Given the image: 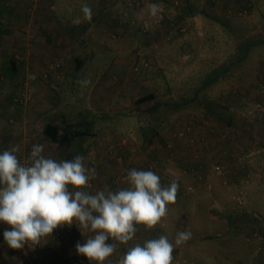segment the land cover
I'll return each mask as SVG.
<instances>
[{"label": "rangeland", "instance_id": "374dc122", "mask_svg": "<svg viewBox=\"0 0 264 264\" xmlns=\"http://www.w3.org/2000/svg\"><path fill=\"white\" fill-rule=\"evenodd\" d=\"M173 1L169 4L164 0H114V10H119L120 17L123 14L125 21L122 24L130 25L129 31L123 30L121 37L116 39L110 36L93 39L97 44L93 45L95 49L92 60L80 65H67L65 59H57L50 60L38 69H27L23 65V55H20V59L11 55L14 59L12 64L26 70L25 75L18 78L17 92H30L32 82L35 84L31 88L33 92H39L40 82L43 83L40 90L50 92V99L46 112L40 109L36 111L41 119L46 118V113L49 118L56 115L59 121L68 119L72 122L82 115H87L88 118L95 116L96 136L77 143L72 152L83 155L85 165L95 168L97 173L113 160L119 169L123 168L117 169L114 174L116 182L123 178H115L119 171L127 175V170L132 168L151 170L159 175L160 180L174 166L192 164L207 168L205 173H193L194 178L205 181L210 175L218 176L232 197L233 203L228 205V210L230 214L231 209L236 213L232 216L236 219V224L238 222L235 234L228 242L225 237L218 239L219 248L234 244L236 248H243L238 255L240 258L249 257L251 264H264V125H259L264 117V46L253 49L234 75H225L210 88L197 92L212 70L230 62L242 39L264 36V0H252V10L244 6L236 14L229 8L228 15H231V19L228 18L227 22L228 25L231 24L229 29L233 34H227L222 26L214 25L223 16L221 8L224 4L219 7L218 0L212 4L209 3L210 0H178L177 7ZM187 3L193 13L205 10L209 13L206 12L209 16L206 20L210 26H204V33L195 30L186 33L179 25L175 27V31L174 28L166 29L169 22L173 21L169 18L170 12L178 11L182 14ZM35 4L39 3L34 2V6ZM149 4H158L163 12L152 16ZM144 18L148 23L151 22V26L143 25L146 21ZM140 31L146 36L144 38L142 33L139 34V40L145 43L150 40L148 48L153 51L163 50L165 45H174L178 36L188 34L194 46L191 49L187 47L179 54L182 62H178L180 64L176 66L178 73L185 72V75L183 79L179 77L170 82L165 79L160 89L154 88L155 84L149 82V76L167 77L177 70L172 72L168 68L167 71L163 65L165 60L153 59L156 62L151 63V51L134 47L138 58L142 60L139 67H133V76L145 78L143 87L138 84V89H132V92L119 98L118 102L114 98L111 101L114 107L107 108L105 103L109 100L108 95L94 92L122 91L112 90L110 81L106 80L108 75L105 73L111 67V58L104 55L101 48L126 46L128 40L136 41V34ZM229 35L233 37L230 38ZM84 40L93 42L88 36ZM151 45L158 49H152ZM94 60L96 64L92 63ZM32 76L35 78L32 79ZM85 80L89 83L82 85L81 82ZM116 82V85H121L117 79ZM131 82L135 85L137 79ZM11 89L12 86L4 92H12ZM150 94L156 96L155 101L139 106L136 104L138 99ZM115 95L118 97V94ZM186 100L190 101L188 108L176 109L166 105ZM152 102H158L160 106L154 109ZM110 114L113 115L109 119L104 118ZM230 119L234 121L229 123ZM47 149L60 158L55 145L48 143ZM124 178L126 180V176ZM212 179L209 177L207 180L210 182ZM93 182L94 180L90 181ZM238 207L240 210L236 211ZM63 227L66 230L73 229V225ZM50 236L61 241L71 238V235L58 237L55 231ZM4 246L0 247V264H22ZM229 260V264H249L247 261L243 263L236 256ZM226 262L228 264L227 259Z\"/></svg>", "mask_w": 264, "mask_h": 264}, {"label": "crops", "instance_id": "0c3cea01", "mask_svg": "<svg viewBox=\"0 0 264 264\" xmlns=\"http://www.w3.org/2000/svg\"><path fill=\"white\" fill-rule=\"evenodd\" d=\"M113 1L42 0L34 6L32 0H0V152L15 146L19 148L18 158L26 160L30 155L32 145L40 143L45 146L44 155L60 159L55 154L52 155V152L48 151V149L46 150V145L49 141L44 137L43 130L50 119L47 116L48 113H46V118L42 119L36 113L39 109L45 112L49 109L48 99H50V92L40 90L44 86L42 82H40V85L37 84L39 85V92H33L31 89L35 85L33 82L30 85V92H17L18 78L21 75H25L26 70H22L24 68L12 64L14 59L11 55L14 54V57L18 59H20V55H23L21 58H23V65L27 69L30 67L38 69L50 60L57 59H65L67 65H80L92 60L95 49L93 45L97 44L93 39L106 38V36L116 39L121 37L120 34L123 30L129 31L130 29V25L122 24L125 18L123 14L120 17L118 14L119 10L116 8L114 10ZM164 1L170 4L172 0ZM186 1L189 2V0ZM219 1V7L224 4L221 8L223 16L221 20L217 19L218 23L214 25L222 26L223 31L230 34L228 27L231 24L228 25L229 23L227 22L231 16L228 15L230 13L229 8H232L235 14L244 6L252 10V0H221L222 3ZM213 2L215 3L216 0L209 1L211 4ZM83 3H87L92 9L91 20L84 19L81 11V4ZM206 12L205 10V12L197 11L193 13L191 7L189 8V3H187L182 14L178 11L170 12L169 18H172L173 21L169 22L166 29L174 28L175 31V27L179 25L186 33L194 30L198 33H204L206 30H203L204 26H210L206 20L209 19ZM177 15L181 16L178 17ZM145 20L144 22L142 21L143 25L151 26V22L148 23V20ZM214 20L216 21V19ZM141 33L145 38V33L140 31L136 34V41L128 40L127 44L129 46L113 45L111 48H101L104 51V55L111 58V67L105 73L106 76L108 75L106 80L110 81L112 90L122 91L94 92L95 94L104 93L108 95L107 98L109 100L105 103L107 108L114 107L111 102L114 101V98L118 102L119 98L132 92V89H138V84L143 87L145 78L140 75L139 77L133 76L135 66L142 60L135 53V48H144L146 52L151 51L149 56L151 63L156 62L153 59L165 60L166 62L163 65L167 71L169 68V70L171 69L174 72V70H177L176 66L182 62L179 54L187 47L191 49L194 46L187 34L186 36H178L174 45H165L163 50L161 49L162 51H153L148 48L150 40H147L146 43L139 40ZM126 35L129 34L126 33ZM87 36L93 42H86L84 39ZM229 36H231L230 38L233 37L232 35ZM125 38L128 39L126 36ZM151 48L158 49L157 46L152 45ZM92 63L96 64L95 60ZM160 63L162 64V61ZM184 69L188 71L186 68ZM178 72L179 70L162 78L149 76V82L151 84L154 82V88L160 89L159 87L161 84L163 85L165 79L168 82L177 80L179 77L183 79L185 72ZM28 78L29 76L26 79ZM135 78L137 82L133 85L131 81ZM116 79L120 82V86L116 85ZM8 82L10 83L9 86L7 85ZM10 86H12V92H4ZM115 94H118V97ZM189 106L190 104L185 107L188 108ZM233 121L232 119L228 120L229 123ZM262 123L259 125H264V117ZM229 144L231 143L229 142ZM187 159L186 161H188ZM108 163L103 170H99L96 178L93 179L94 182L90 183L94 187L84 190L95 193L96 191L94 190L105 186L113 191L127 187L124 178L126 174L123 171H119L116 177L123 178L116 183L113 176L119 168L113 160ZM121 169L123 168L119 170ZM206 171L207 168L205 169L204 166H192V164L174 166V168L168 169L166 172L168 173V175L166 174L168 178L165 176L161 180V184L167 186L171 179L178 180L179 191L176 202L168 205V214L154 228L146 229L143 225H137L138 230L133 240L129 241L128 244H119L118 241L109 238L108 242L116 243L118 247L116 252L105 261V264H117L120 257L129 247L134 246L136 243L143 245L146 240L157 239L161 235L167 236L174 243L177 233L185 230L191 232V238L175 247L173 264H227L226 259L229 264V259H235V256L240 261L243 260V263L247 261L251 264L249 257L240 258L238 256L243 248H236L234 244L226 245V248H219L218 239L225 237V241L227 240L228 242L235 234V227L238 226V222L236 224V219L232 216V214L235 215L236 213H233L231 209L232 214H230V210H228L233 203L232 197L229 196L228 188L221 183L220 178L218 176L215 177L214 174L213 176H208L205 181H198L194 178L193 173H205ZM209 177L213 178L210 182L207 180ZM239 210L240 208L238 207L236 211ZM7 227V225L0 223V247L6 245L3 240V231ZM92 235L94 234L87 231H84L82 235L78 227L73 224V233L68 240L61 241L48 236L42 238L40 245H36L38 247L29 248L25 245L21 250L22 254L16 249H10L7 245L4 247L9 248L13 256L21 260L22 264H89L86 257L76 253L75 244L78 241L83 243Z\"/></svg>", "mask_w": 264, "mask_h": 264}, {"label": "clouds", "instance_id": "9594fccd", "mask_svg": "<svg viewBox=\"0 0 264 264\" xmlns=\"http://www.w3.org/2000/svg\"><path fill=\"white\" fill-rule=\"evenodd\" d=\"M148 8L152 16L162 11L158 4ZM81 11L85 20H91L87 3L81 4ZM44 148L33 144L26 160L18 158L15 146L0 152V223L8 226L3 240L10 249L34 248L55 229L75 224L82 235L94 234L75 244L76 253L89 264H105L118 247L109 238L128 244L137 225L154 228L168 214V205L176 202L178 180L164 186L155 172L136 168L127 170V187L113 191L105 186L90 193L84 189L97 172L85 165L83 155L57 159L44 155ZM190 238L191 232L185 230L177 233L174 243L165 235L136 243L117 264H173L175 247Z\"/></svg>", "mask_w": 264, "mask_h": 264}, {"label": "trees", "instance_id": "16d2710c", "mask_svg": "<svg viewBox=\"0 0 264 264\" xmlns=\"http://www.w3.org/2000/svg\"><path fill=\"white\" fill-rule=\"evenodd\" d=\"M229 28L231 27H228V29ZM229 32L230 34H233L230 29ZM262 46H264V36L253 37L251 39H242V41L238 44V50L230 58V62H227L212 70L207 78H205V80L202 82L197 92L199 93L210 88L225 75H234L236 69L247 59L252 50ZM155 100L156 96L154 94H150L138 99L136 104L139 106L141 104ZM189 102L186 100L182 103L166 105H168L170 108L181 109ZM152 105L154 109H157L160 106L158 102H152ZM111 116L112 115H106L104 118L109 119ZM96 123L97 120L95 119V116L88 118L87 115H82L78 117L77 120L72 122L68 119L59 121V117L55 115L54 118H50L47 121L43 130V135L50 144H53L57 147V153L59 154L60 158L71 160L75 156L72 151L74 150V147L77 143L84 141L87 138H93L96 136V132L94 130Z\"/></svg>", "mask_w": 264, "mask_h": 264}, {"label": "built area", "instance_id": "2783aa9c", "mask_svg": "<svg viewBox=\"0 0 264 264\" xmlns=\"http://www.w3.org/2000/svg\"><path fill=\"white\" fill-rule=\"evenodd\" d=\"M33 1V4H34V2H36V3H40V1L41 0H32ZM172 3H174V6H178L179 5V2H178V0H174ZM161 13L163 12V9H162V11H160ZM244 14H247V12H244ZM244 14H241V15H244ZM32 79L33 78H35V77H31ZM116 183H118V182H116ZM91 188H92V186H90ZM67 228H65V227H60V228H57V229H55L54 231H55V233H56V235H58V237H63V236H67V235H71L72 234V231H73V229H71V228H68V230H66ZM65 230H66V232L67 233H65ZM22 249H20V250H18V252L20 253V254H22V251H21ZM43 257H44V254H43Z\"/></svg>", "mask_w": 264, "mask_h": 264}]
</instances>
